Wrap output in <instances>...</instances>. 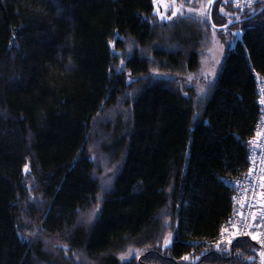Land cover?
Masks as SVG:
<instances>
[{
    "label": "trees",
    "instance_id": "obj_1",
    "mask_svg": "<svg viewBox=\"0 0 264 264\" xmlns=\"http://www.w3.org/2000/svg\"><path fill=\"white\" fill-rule=\"evenodd\" d=\"M176 2L208 9L0 0V264H260L252 236L216 238L260 115L264 3ZM215 30L240 35L184 86Z\"/></svg>",
    "mask_w": 264,
    "mask_h": 264
},
{
    "label": "built area",
    "instance_id": "obj_2",
    "mask_svg": "<svg viewBox=\"0 0 264 264\" xmlns=\"http://www.w3.org/2000/svg\"><path fill=\"white\" fill-rule=\"evenodd\" d=\"M261 3H264V0H235L236 6L241 10ZM254 74L257 98L261 107L255 125V134L249 139L247 151L249 167L239 177L227 181V184L233 186L232 203L235 208L222 222L216 238L217 243L240 237L250 230H255L257 234H264V226H261L264 225V75L256 71ZM222 229L227 230L223 236ZM258 240L264 246L262 242L264 235H259ZM255 260L264 264V252Z\"/></svg>",
    "mask_w": 264,
    "mask_h": 264
},
{
    "label": "rangeland",
    "instance_id": "obj_3",
    "mask_svg": "<svg viewBox=\"0 0 264 264\" xmlns=\"http://www.w3.org/2000/svg\"><path fill=\"white\" fill-rule=\"evenodd\" d=\"M153 2L155 11L162 19H170L173 12L177 14L178 12L187 11L195 14H202L206 13L208 9L205 5L200 6L202 4L196 5L198 7L180 5L176 2V0H153ZM232 33L240 35L237 31L231 32V30H215L213 44L203 59L201 69L198 72L180 78L184 86H192L195 84L196 88L201 91L208 81L217 77L225 56L226 47L228 44L231 46L235 45V39L231 36ZM123 112H125V110ZM128 112L129 111L125 112V118H128ZM171 239L172 238L168 237V244L171 242ZM136 253L137 250L135 248L129 247L128 249L119 252L118 256L121 261H126L133 257ZM60 264H65V262H61Z\"/></svg>",
    "mask_w": 264,
    "mask_h": 264
},
{
    "label": "bare ground",
    "instance_id": "obj_4",
    "mask_svg": "<svg viewBox=\"0 0 264 264\" xmlns=\"http://www.w3.org/2000/svg\"><path fill=\"white\" fill-rule=\"evenodd\" d=\"M260 103V102H259ZM260 107H261V105H260ZM249 148V147H248ZM234 204H233V208H232V212L234 211ZM231 212V213H232ZM231 215V214H230ZM249 232H252L254 235H256L257 234V232L255 231V230H250V231H248L247 233H245V234H242L241 236H247L248 235V233ZM240 236V237H241ZM236 238H238V237H236ZM236 238H234V239H236ZM234 239H231V241H233ZM257 240V242H258V244H259V247H258V255L257 256H255V257H251V260H255V259H257L258 257H260L261 256V254H262V252H264V246H262L261 245V243L259 242V240H258V238L256 239ZM227 242L229 241V240H226ZM224 241H222L221 243H223ZM229 243V242H228ZM263 247V248H262Z\"/></svg>",
    "mask_w": 264,
    "mask_h": 264
},
{
    "label": "snow or ice",
    "instance_id": "obj_5",
    "mask_svg": "<svg viewBox=\"0 0 264 264\" xmlns=\"http://www.w3.org/2000/svg\"><path fill=\"white\" fill-rule=\"evenodd\" d=\"M173 15H176L175 12H173ZM253 219H255V215L253 214ZM264 226V225H261ZM235 227V226H234ZM227 231L226 229H222L221 235L223 236V233ZM248 235L252 236L253 239H257L259 235H264V234H256L254 235L252 232H249ZM229 243H231V240L228 241ZM264 242V241H262ZM219 246V245H218ZM184 259H188V257H184Z\"/></svg>",
    "mask_w": 264,
    "mask_h": 264
},
{
    "label": "water",
    "instance_id": "obj_6",
    "mask_svg": "<svg viewBox=\"0 0 264 264\" xmlns=\"http://www.w3.org/2000/svg\"><path fill=\"white\" fill-rule=\"evenodd\" d=\"M226 26H223L222 28H225Z\"/></svg>",
    "mask_w": 264,
    "mask_h": 264
},
{
    "label": "crops",
    "instance_id": "obj_7",
    "mask_svg": "<svg viewBox=\"0 0 264 264\" xmlns=\"http://www.w3.org/2000/svg\"><path fill=\"white\" fill-rule=\"evenodd\" d=\"M239 32V31H238Z\"/></svg>",
    "mask_w": 264,
    "mask_h": 264
}]
</instances>
